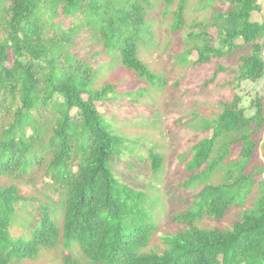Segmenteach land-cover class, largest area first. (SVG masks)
<instances>
[{"label": "trees", "instance_id": "16d2710c", "mask_svg": "<svg viewBox=\"0 0 264 264\" xmlns=\"http://www.w3.org/2000/svg\"><path fill=\"white\" fill-rule=\"evenodd\" d=\"M136 1L0 0L5 36L0 40V174L22 179L38 166L65 198L63 225L46 209L31 239L13 241L9 229L22 198L15 186H0V264H20L62 242L76 245L89 264H264V183L256 198L248 200L255 186L248 171L258 148L256 136L264 130V105L260 98L253 102L254 115L249 116L239 95L206 125L212 137L194 147L187 164L190 173L205 168L203 175L192 177L203 180L227 161L226 180L218 185L206 181L198 211L174 218L187 229L160 236L163 248L148 251L159 233L157 226L145 208V195L115 176L112 161L119 138L97 106L114 90L95 89L98 73L67 51L77 34L93 30L125 69L156 81L140 58L141 46L153 38L144 19V5L151 0ZM164 1L165 13H173L167 9L176 0ZM218 1L229 9L218 10L211 25L199 26L188 55L196 53L195 65H206L250 47L251 55L241 59L235 78L238 90L244 82L264 79L263 47L258 42L264 21H253V14L260 12L258 0ZM180 17L176 31L182 28ZM213 27L220 47L210 34ZM11 54L14 63L8 66ZM236 145L241 150L233 161ZM152 161L158 172L162 159L152 156ZM232 210L238 219L230 229L196 226L206 216L223 220ZM63 264L82 263L65 257Z\"/></svg>", "mask_w": 264, "mask_h": 264}, {"label": "rangeland", "instance_id": "374dc122", "mask_svg": "<svg viewBox=\"0 0 264 264\" xmlns=\"http://www.w3.org/2000/svg\"><path fill=\"white\" fill-rule=\"evenodd\" d=\"M258 4L260 12L253 14V21L262 23L264 0H258ZM166 6L164 0H151L149 5H144V19L151 26L153 38L141 46L140 58L156 76L154 82L125 69L119 56H111L93 30H83L67 46L68 52L98 73L95 89L108 86L114 90L97 106L112 133L119 138L118 153L112 161L115 176L122 184L145 195V208L157 226L159 233L149 252L163 248L160 236L175 235L187 229L174 218L198 211V195L206 181L218 185L226 180L230 168L227 161L208 179H192L203 175L205 168L193 173L187 170L194 147L212 137L206 125L216 121L223 106L235 95L242 98V106L249 116L254 115L253 102L260 98L264 105V79L244 82L236 90L239 83L235 78L242 67L241 59L251 55L250 47L215 58L206 65H195L196 53L188 55L193 48L191 39L199 33V26L211 25L218 10L227 11L229 4L218 0H176L167 9L173 12L170 14L165 13ZM179 8H183L182 14L177 12ZM179 17L182 28L176 31L175 21ZM63 22L70 24L67 19ZM210 34L216 38L215 46L220 47L218 30L213 27ZM4 37L0 25V40ZM258 42L263 47L264 59V34ZM13 63L11 54L8 66ZM256 140L254 165L248 171L255 182L249 201L256 198L264 183V130L258 133ZM239 150V145L232 148L233 161L237 160L235 153ZM152 156L162 159L158 172L152 169ZM0 186H15L22 198L10 225V240L31 239L46 209L63 225L64 193L58 191L42 168L36 166L30 176L22 179L0 174ZM237 219V211L232 210L223 220L206 216L198 220L196 226L226 230ZM65 257L89 264L76 245L67 246L63 242L58 248L43 249L38 257L24 259L20 264H63Z\"/></svg>", "mask_w": 264, "mask_h": 264}]
</instances>
